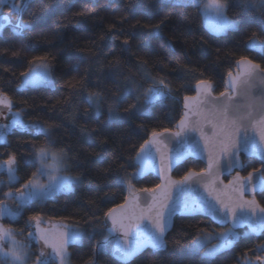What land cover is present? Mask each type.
<instances>
[{"label":"trees","instance_id":"obj_1","mask_svg":"<svg viewBox=\"0 0 264 264\" xmlns=\"http://www.w3.org/2000/svg\"><path fill=\"white\" fill-rule=\"evenodd\" d=\"M222 1L227 16L237 23L222 35L204 27L195 0H32L21 14L30 27L17 32L9 26L0 34V92L30 127L13 130L0 142V164L14 155L18 178L10 185L6 169L0 171V201L15 210L17 200L4 194L22 189L32 178L38 168L34 146L48 139L53 149L66 152L68 172L79 179L72 192L44 204L32 202L17 221H4L34 255L42 249L51 252L40 240L29 239L33 228L27 222L38 215L67 230L82 231V243L69 246L71 264H124L112 257L113 238L104 248L97 242L108 236L106 213L124 204L129 190L136 194L159 184L153 176H134L140 146L153 131L175 130L183 100L194 96L199 81L210 82L214 95L220 96L241 57L264 69V50L249 47L254 40L264 45V7L258 0L254 7L244 0ZM0 10L10 12L8 5ZM42 60L51 66L54 87L23 89L24 74ZM145 73L163 79L175 97L157 100L147 114L139 110L140 93L152 86ZM89 93L100 94V115L88 101ZM41 127L50 137L38 131ZM242 160L243 177L263 169L254 159ZM202 169L201 163L188 161L173 176L179 180L189 170ZM256 198L264 207V193ZM220 230L202 217L177 218L163 248L146 251L129 264H241L249 258L264 259V233L245 237L247 231H239L242 236L234 246L214 258L192 250L198 239Z\"/></svg>","mask_w":264,"mask_h":264},{"label":"snow or ice","instance_id":"obj_2","mask_svg":"<svg viewBox=\"0 0 264 264\" xmlns=\"http://www.w3.org/2000/svg\"><path fill=\"white\" fill-rule=\"evenodd\" d=\"M4 0H0L2 4ZM29 0H24L23 6L16 7L18 12H22ZM250 6H255V0H244ZM259 5L264 7V0H258ZM206 12L210 9L211 20L213 21V31L223 32L228 28L235 27L226 15V5L222 0H210L204 4ZM0 19H5L0 17ZM8 23H12L8 18ZM0 24V30L4 28ZM30 27L22 19L14 25V31H22ZM127 43V41H125ZM249 47H259L264 50V45H258L254 40ZM245 67L243 77L233 76L228 73L229 87L220 93V98L212 96V85L208 81L201 80L197 84L198 94L195 97H185L184 107L189 109L180 119L178 130L172 132L165 129L163 132L153 131L152 139L145 141L140 146L135 157L138 165V172L134 176L143 175L148 169L157 166L165 173L163 182L154 188L142 189L146 195L143 197L144 206H140L141 197L129 190L131 208L127 214H118L116 209H110L106 213V218L111 221V226L107 228L108 236L103 237V241L97 242L98 248L106 247L109 238H113L114 251L118 257L127 262L131 261L146 246L159 249L165 246L164 234L168 227L169 219L180 212L202 213L218 221L221 224H232V228L227 232L219 233L216 237L221 241L220 244L213 246L205 252L206 257H214L217 253L229 248L233 243L241 238V234L235 229L238 226L246 225L249 232L244 233L246 237L250 233L264 232V207H261L254 199H244V191L264 192V170L254 169L248 177L242 179L237 176L229 182L227 186H221L219 177L222 169L231 171L233 167H243L239 163L241 152L249 155H259L264 160V95L254 96L252 89L257 85L260 73L259 65H254L247 57H241L239 61ZM47 68V65H43ZM259 69V72L256 70ZM255 73V74H254ZM25 76L28 74L25 73ZM37 79H47V72L33 76L27 83H34ZM145 79L152 80V86L143 90L144 105H150L157 100L175 99L171 95L164 80L153 79L145 73ZM238 90V91H237ZM239 97V99L235 98ZM90 104L95 105L96 114H100V94L89 93ZM139 100V96L137 97ZM189 101L193 102L192 105ZM0 105L7 109V114L0 111V120L7 121L0 123V142L4 140L7 131L13 127H26L22 113L12 111L13 103L6 95L0 94ZM132 108H138L132 105ZM194 109V110H193ZM190 112L197 119L190 120ZM109 118H112L111 109ZM209 127V132H205V126ZM39 131L46 137L50 133L40 128ZM169 135L165 136L164 133ZM192 133H199L201 140L191 137ZM191 141V142H190ZM169 144L178 147H169ZM207 150V167L200 172L189 170L181 179L172 180L166 173L170 171L173 163H178L186 155H196ZM34 159L39 167L32 174L22 189L16 192L5 193L6 199L18 201V207L13 210L8 204L0 201V217L7 215L12 220L23 211L25 205L32 201H44L53 196L58 191H71L73 183L78 177L68 175H58L65 170L66 152L61 150L56 152L52 148V141L48 139L46 144L34 146ZM223 160V165L221 164ZM17 162L14 155L9 156L8 160L0 164V171L6 169L9 182L17 181L15 175ZM46 176L48 183L40 182L39 177ZM123 183L125 178H120ZM255 180V182H254ZM129 185V189H130ZM203 189V191H201ZM228 193L237 194L235 199ZM129 201L118 205V208L128 207ZM150 221L145 224L144 221ZM34 222V223H33ZM28 226L34 231L29 233V239L43 241V245L52 249L46 253L43 249L36 254L35 264H52L58 260L59 264H66L68 259V246L75 244L81 239V232L72 228L62 231L56 237H51L45 229L40 227V217L38 215L30 217ZM212 237L204 235L194 242L192 250L196 251L206 247L208 240ZM0 240L10 243L9 251H4L0 247V259H8L11 264H25L26 253L25 245L15 240L12 230L0 225ZM264 247V246H262ZM260 250V249H258ZM245 264H252L246 261Z\"/></svg>","mask_w":264,"mask_h":264},{"label":"rangeland","instance_id":"obj_3","mask_svg":"<svg viewBox=\"0 0 264 264\" xmlns=\"http://www.w3.org/2000/svg\"><path fill=\"white\" fill-rule=\"evenodd\" d=\"M30 1H32V0H29V2ZM196 2H197V4L200 6V9H201V12H202V15H203V24H204V27L211 33V34H213V35H222V34H225V33H227L228 31H231V30H234V29H236L237 28V23L235 22V21H233V20H231L229 17V19L231 20V21H233V23H234V25H235V27H232V28H228V29H226V30H224L223 32H215V31H213V28H212V25H213V21L211 20V16H210V12H211V10L209 9L207 12H206V10H205V8H204V4H206V3H209L210 2V0H195ZM28 2V3H29ZM223 2V1H222ZM28 3H27V5H28ZM224 3V2H223ZM23 4H24V0H4V2L2 3V4H0V7H3V6H5V5H8L9 6V10H10V12H4L3 10H0V17L1 16H3V15H6V16H8L9 18H10V20L12 21V23H10V26H12L13 27V25L18 21V20H20L21 19V14H22V12H18L17 10H16V7H18V6H23ZM225 4V3H224ZM26 5V6H27ZM26 7H24V9H25ZM12 14H15V18H12ZM226 15H227V12H226ZM253 43V42H252ZM251 43V44H252ZM250 44V45H251ZM258 44V43H257ZM259 45V44H258ZM250 48H255V49H258V50H260L261 48H259V47H250ZM43 65H47V68H45V67H43ZM43 72H47V79H37L36 80V82H34V83H27L26 81L27 80H29L30 78H32L33 76H38V74H40V73H43ZM28 75L27 76H24V78H23V82H22V85H21V87L24 89V88H28V87H48V88H53L54 87V80H53V75H52V70H51V66H50V64L47 62V61H38V62H36V63H34L32 66H31V69L29 70V72L27 73ZM0 94H3V93H1L0 92ZM4 95V94H3ZM87 99H88V97H87ZM88 101H89V99H88ZM99 103H100V101H99ZM155 103V102H154ZM154 103H152V104H154ZM93 107H94V110H95V105H93V104H91ZM151 105V104H150ZM150 105H144V101H142L141 103H140V107H139V110L142 112V113H145V114H147V113H149V111H150ZM0 111H4L5 112V114H7V109L6 108H4L3 107V105H0ZM12 111H15L14 109H12ZM95 113H96V110H95ZM100 114H101V106H100ZM99 114V115H100ZM97 115V114H96ZM2 122H7V121H2V120H0V123H2ZM25 123V122H24ZM25 125H26V127H24V128H21V127H13V128H11V129H9L8 131H7V133L6 134H8L9 132H11V131H13V130H18V131H25V130H27V129H29L30 127H29V125H27L26 123H25ZM42 128V127H41ZM38 129H40V128H38ZM45 129V128H44ZM39 131V130H38ZM6 136V135H5ZM4 139H5V137H4ZM54 151H56V152H59V150H55V149H53ZM64 163H65V166H66V168H65V170H62L60 173H58V175H68V176H72V177H76V176H74V175H71L69 172H68V169H69V166H68V161H67V156H66V158H65V161H64ZM38 164V163H37ZM38 167H39V165H38ZM16 175V174H15ZM247 177V176H246ZM8 179V181H9V177L7 178ZM39 179H40V182L41 183H44V184H47L48 183V179H47V177L46 176H41V177H39ZM78 180L79 179H77L76 180V182L75 183H73V185H72V190L71 191H58V192H56L53 196H51V197H49V198H47V199H45L44 201H32V202H37V203H39V204H44V203H46V202H48V201H51V200H54L56 197H58L59 195H61V194H65V193H70V192H72L73 190H74V187H75V185H76V183L78 182ZM15 182H13V183H10L9 182V184L10 185H13ZM32 202H30V203H32ZM29 203V204H30ZM8 204V203H7ZM29 204H27V205H25L24 206V208H23V211H24V209L29 205ZM18 207V201L15 203V209ZM22 211V212H23ZM21 212V213H22ZM21 213L17 216V218L15 219V220H12L10 217H8L7 215H5L4 217H0V225H2L4 228H6V229H11L12 230V233L15 231V228H13L12 226H9V225H7V224H5L4 223V221L5 220H8V221H10V222H15V221H17L18 219H19V217H20V215H21ZM42 224V225H41ZM64 224H62V223H60V222H57V221H52V220H41L40 219V227L41 228H43V229H45V231L51 236V237H56L57 236V234L59 233V232H62V231H68L67 229H65V228H63L62 226H63ZM228 229H230V228H225V229H222V230H220V231H218V232H216V233H213V234H208V236H211L212 238L210 239V240H208V242H207V246L206 247H203V248H200L199 250H196L195 252H199V253H201V255L204 257V258H214V257H216L219 253H221L222 251H225V250H222L221 252H219V253H217L216 254V256H214V257H206L205 256V252L208 250V249H210V248H212L213 246H215V245H218V244H220L221 243V241L219 240V239H217L216 237L218 236V234L219 233H222V232H227L228 231ZM33 231H34V229H33ZM81 232V239H80V241H78L77 243H75V244H81L82 243V241H83V233H82V231H80ZM238 233H240L239 231H237ZM241 234V233H240ZM241 236H242V234H241ZM202 238V237H201ZM15 240H17V239H15ZM18 241V240H17ZM238 241V240H237ZM237 241H235L234 243H233V245H231L229 248H231L232 246H234V244L237 242ZM18 242H20V244H22V245H25L26 247L24 248V252L26 253V260H25V264H35V259H36V255H34L35 253H33V250L31 249V247H30V245L29 244H26V242L25 241H18ZM25 242V243H24ZM41 243H42V245H43V241H41ZM70 245H72V244H70ZM69 245V246H70ZM43 246H45V245H43ZM69 246H68V249H67V251H68V254H69ZM0 247H2L3 248V250L4 251H9L10 250V248H11V245H10V243H8V242H5V241H3V240H0ZM46 248H47V246H45ZM229 248H227V249H229ZM50 251H52V249H50V248H48ZM246 261H251L252 262V264H264V259L262 260V261H259L258 259H245V260H243L242 262H241V264H245V262ZM2 264H11V261L10 260H8V259H2ZM66 264H71V261H70V254L68 255V259H67V262H66Z\"/></svg>","mask_w":264,"mask_h":264},{"label":"water","instance_id":"obj_4","mask_svg":"<svg viewBox=\"0 0 264 264\" xmlns=\"http://www.w3.org/2000/svg\"><path fill=\"white\" fill-rule=\"evenodd\" d=\"M1 17H4L5 19H0V24H4L5 26H4V28L2 30H0V34L4 31V29L6 27H9L10 26V23H8V18L9 17L6 16V15H3ZM254 65H256V64H254ZM260 69H262V68L260 67ZM256 71L259 72V69H257ZM244 74H245V67L239 63L238 66H237V71L235 72V74L233 76L234 77L235 76L243 77ZM228 87H229V77L226 80V88H228ZM197 94H198V90H197V86H196V88H195V94L192 97L197 96ZM252 94L254 96H262V95H264V73H260L259 78H258V81H257V85L252 89ZM212 96L213 97H216V98L222 99V97L214 95L213 91H212ZM235 98L239 99V97H235ZM184 103H185V100H183L182 118L184 116V113L186 111H189V109H185ZM192 103L193 102L189 101V104L190 105H192ZM189 118H190V120L197 119V117L194 116V115H192L191 112H190ZM178 125H179V123L176 125L175 130L172 131V132H175V131L178 130ZM204 130H205V132H209V127L206 125ZM164 135L165 136H168L169 133L168 132H165ZM191 137H193L195 140H201L199 133H192L191 134ZM150 139H152V137ZM201 144H203V141L202 140H201ZM169 147H178V145L169 144ZM207 155H208L207 150L203 151L202 153L196 154V155H186L182 161H180L178 163H173L170 171H168L166 173V175H168L172 180H178V179L174 178V176H173L175 170L177 168H179L180 166H182L183 164H185L186 162H188V161H196V162H199V163H201L204 166V168H206L207 167ZM243 158H245V159H254V160L258 161L260 164H262V166H263V169L262 170H264V160H262L259 155H249L248 153L241 152L240 155H239V163L242 164V165H243V160H242ZM221 164L223 165V160H221ZM136 166L138 168V165H136ZM243 170H244L243 167H238V166L237 167H233L230 172L227 171V170L222 169V174L219 177V182H222L221 183V186H227V185H229V182L231 180H233L237 176L241 177L242 179L247 178L248 176L247 177H243V176L240 175L243 172ZM137 172H138V170H137ZM164 175H165V173L162 172L160 170V167H159V159H157V166L155 168L146 170L144 172V174L138 176V178L143 179V178H145L147 176H153V177H155L158 180V182L160 184V183L163 182ZM227 179H228V181H226ZM254 182H255V180H254ZM201 191H203V189H201ZM263 193L264 192L260 191L259 189L256 190L254 193L251 192V191L245 190L244 191V199H246V200L254 199L260 205V203L257 200L256 196L259 195V194H263ZM136 195L139 196V197H141L139 203H140V206L143 207L144 206L143 197L146 194L144 192H139V193H136ZM228 195H231L233 197V199H235V197H236L237 194H235V193H228ZM127 200L129 201L128 207H126L124 209L116 208V211H117L118 214H127L129 212V210L131 208V200H130V197H128ZM192 217H202L204 219H207L212 224H214L215 226H217L220 229L232 228V224L230 222L228 224H221L218 221L211 220V218L209 216H207L205 214H202V213H196V212H180V211H178L175 215H173L169 219L168 227H167V229L165 231V234H164V243L166 241L167 236L173 230L174 223H175V220L177 218H192ZM105 223L108 225V227L111 226V221L108 220L107 218L105 219ZM144 223L150 225L151 222L148 221V220H145ZM235 230L236 231H247V232H249V230H248V228H247L246 225L238 226ZM263 233L264 232H261V233H250V234L253 235V236H255V237H260ZM159 249H161V248H159ZM159 249H153L150 245L149 246H146L144 249H142V251L140 253H138L135 257H133L131 259V261L127 262V264H129L132 261H134L136 258H138L140 255H142L146 251H156V250H159ZM112 257L115 260H117L118 262H121V263L126 264V262L125 261H122L118 257V254L114 251V243L112 245Z\"/></svg>","mask_w":264,"mask_h":264}]
</instances>
